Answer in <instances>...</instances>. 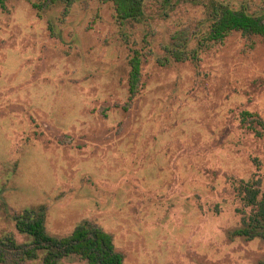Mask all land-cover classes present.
Here are the masks:
<instances>
[{
  "label": "rangeland",
  "instance_id": "374dc122",
  "mask_svg": "<svg viewBox=\"0 0 264 264\" xmlns=\"http://www.w3.org/2000/svg\"><path fill=\"white\" fill-rule=\"evenodd\" d=\"M175 1L146 0L123 27L103 0H0L1 238L27 243L15 217L44 208L50 234L90 221L125 264L264 262V239L230 234L251 211L241 184L264 190V37L201 42L205 8ZM3 250L0 264H44Z\"/></svg>",
  "mask_w": 264,
  "mask_h": 264
},
{
  "label": "trees",
  "instance_id": "16d2710c",
  "mask_svg": "<svg viewBox=\"0 0 264 264\" xmlns=\"http://www.w3.org/2000/svg\"><path fill=\"white\" fill-rule=\"evenodd\" d=\"M78 0H43V3L35 4L42 9L46 4L54 5L63 2L68 10ZM112 2L115 6L117 19L124 27L129 22H142L146 16V0H103ZM174 0H164L166 6L173 5ZM176 0L175 2H180ZM197 5H202L210 23L208 30L203 33L202 41L222 42L231 33L237 31L245 36L264 37V10L250 11L247 4L243 2L234 6L224 0H191ZM185 48V46L183 47ZM170 54L175 55L178 60L185 59V51L175 48L169 49ZM197 57L196 51L192 54ZM130 93L137 90L142 71V53L133 51L130 59ZM245 119L249 112H245ZM243 201L251 208L245 213L240 227L230 232L232 237H244L249 240L264 239V190L260 181L250 180L243 182L239 187ZM46 210L44 208L26 209L15 217V226L19 233L28 236L27 243L19 244L14 235L7 234L0 237V249L11 247L19 251L21 261L41 260L44 264H61L63 260L77 256L86 264H125L123 253L117 250L114 237L102 227L83 221L73 232L66 236H55L46 229ZM3 254H0V263L4 262ZM260 264H264L261 262Z\"/></svg>",
  "mask_w": 264,
  "mask_h": 264
}]
</instances>
